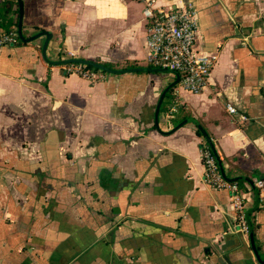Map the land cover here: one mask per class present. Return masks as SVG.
<instances>
[{"label": "crops", "instance_id": "0c3cea01", "mask_svg": "<svg viewBox=\"0 0 264 264\" xmlns=\"http://www.w3.org/2000/svg\"><path fill=\"white\" fill-rule=\"evenodd\" d=\"M189 4L196 47L217 60L203 90L174 91L177 111L160 110L161 131L156 105L173 73H66L43 58L45 36L0 49V264L259 263L230 191L204 180L206 137L193 122L169 132L189 117L226 174L257 186L253 236L264 260V0H156ZM143 8L141 0H23L22 31H51V61L71 53L151 67ZM238 181L248 209L253 188Z\"/></svg>", "mask_w": 264, "mask_h": 264}, {"label": "built area", "instance_id": "2783aa9c", "mask_svg": "<svg viewBox=\"0 0 264 264\" xmlns=\"http://www.w3.org/2000/svg\"><path fill=\"white\" fill-rule=\"evenodd\" d=\"M141 1L144 4L143 15L149 21L146 41L148 62L160 68H170L180 72V79L174 86L175 92H179L180 88L195 93L203 90L208 84L217 54L204 53L196 47L199 32L197 9L191 4L167 9L157 6L156 0ZM261 14L264 16V4L261 7ZM19 39L18 29L0 33V49L17 44ZM70 57H74L73 54L70 53ZM63 65L66 73L77 72L93 80L99 76L98 72L85 71L84 64L81 63L72 62ZM177 105L176 102L169 108L166 114L168 117L174 115ZM227 110L237 113V108L231 103L227 104ZM241 118L244 122L249 120L246 115H242ZM219 160L221 157H217L210 146L203 149L204 180L215 188H226L230 191L239 229L249 233L247 209L240 186L235 181L225 179L219 167ZM259 186H263V183L260 182Z\"/></svg>", "mask_w": 264, "mask_h": 264}, {"label": "water", "instance_id": "95a60500", "mask_svg": "<svg viewBox=\"0 0 264 264\" xmlns=\"http://www.w3.org/2000/svg\"><path fill=\"white\" fill-rule=\"evenodd\" d=\"M17 1H18V6H19V18H18L17 29H18V35H19L20 40L23 41V42H29V41L37 39L40 36H45V40H44V43L42 45V56H43V58L46 61H48L50 63L61 65V64H68V63L76 62V63H81V64H84V65H90V66L96 67V68H98L100 70H103V71H106V72H109V73H112V74H121V73H125V72H136V71H150V72H170V73H173L174 75H176V79L173 82L169 83L163 89V91L161 92L160 97L158 99L157 105H156L154 120H155L156 128L159 131H161V128H160V125H159V115H160V110H161V106H162V103H163V99H164V96L168 93V91L171 88H173L178 83V81L180 79V72L179 71L174 70V69H170V68H160V67H155V68H153V67L114 68V67H109V66H107L106 64H104L102 62H97V61H93V60L85 59V58H80V57H70V58L61 59V60H58V61H51V60L48 59L47 53H46L48 42H49V40H50V38L52 36L51 31L43 30V31H40V32L30 36V37H25V35L23 34V31H22V25H23L22 24L23 23V0H17ZM187 122H193V123H195L197 125V127L200 129V131L206 137L210 148L212 149L214 154L218 157L219 155H218V153L216 151V148H215V146L213 144V141L211 140L208 132L206 131V129L202 126V124L196 118L189 117V118H186V119L182 120L177 125H175V127H173V129L171 131H169V132L175 131L177 128H179L180 126H182L183 124H185ZM219 167H220V169L222 171V174L225 177V179H227L229 181L247 180L251 184V186L253 188V191H254V194H255V204L252 207H249L246 210V219H247V222H248V225H249V235H250V240H251V246H252V249H253V251L255 253L256 259H257V261L259 263L264 264V260L260 257V255H259V253L257 251V248L255 246L254 236H253V226L251 225V218H250L251 213L253 211H255L257 209V207L259 206L260 197H259L258 188H257V186L255 185V183L253 181H251L250 179H248L245 176L229 177L226 174V172H225L224 165H223L221 160H219ZM231 242H233V241H230V243ZM228 245H229V241H226L224 244H222L220 246V248L222 250H225Z\"/></svg>", "mask_w": 264, "mask_h": 264}, {"label": "trees", "instance_id": "16d2710c", "mask_svg": "<svg viewBox=\"0 0 264 264\" xmlns=\"http://www.w3.org/2000/svg\"><path fill=\"white\" fill-rule=\"evenodd\" d=\"M16 3V0H1V6H0V33H3V32H6L8 30H11V29H17V12H18V7H15L13 8V5ZM15 15V18L12 17L11 14ZM21 40L19 39V41L17 43H20ZM97 62H100L99 60H97ZM104 64H106L107 66L109 67H114L113 64L111 63H108V62H103ZM149 66L151 67H158L156 64L154 63H149L148 64ZM135 67V66H138L137 63H129L127 62L126 63V66L124 68H127V67ZM83 69L85 71H93V72H98V73H105L106 71H103V70H100L96 67H93V66H90V65H84L83 66ZM175 87L171 88L168 93L164 96V102L161 106V111H167L169 110V106L171 105V99L173 98V94H174V89ZM198 133L200 135H202V133L200 132V130H198ZM208 147V145H207ZM239 184V186H241L244 181H235ZM260 189V188H259ZM244 200V199H243ZM245 202V201H244ZM251 218V225L253 226V230H255V227H256V223L254 221V213L251 214L250 216Z\"/></svg>", "mask_w": 264, "mask_h": 264}, {"label": "bare ground", "instance_id": "6f19581e", "mask_svg": "<svg viewBox=\"0 0 264 264\" xmlns=\"http://www.w3.org/2000/svg\"><path fill=\"white\" fill-rule=\"evenodd\" d=\"M254 231V230H253ZM262 257V256H261Z\"/></svg>", "mask_w": 264, "mask_h": 264}]
</instances>
